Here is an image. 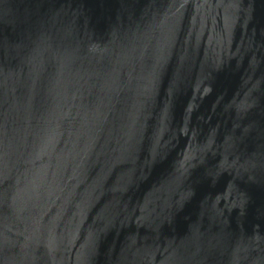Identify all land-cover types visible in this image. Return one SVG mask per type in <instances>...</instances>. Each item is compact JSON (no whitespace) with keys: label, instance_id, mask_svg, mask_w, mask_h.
I'll list each match as a JSON object with an SVG mask.
<instances>
[{"label":"water","instance_id":"obj_1","mask_svg":"<svg viewBox=\"0 0 264 264\" xmlns=\"http://www.w3.org/2000/svg\"><path fill=\"white\" fill-rule=\"evenodd\" d=\"M0 264H264V0H0Z\"/></svg>","mask_w":264,"mask_h":264}]
</instances>
